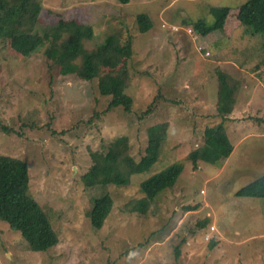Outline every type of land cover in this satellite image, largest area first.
Listing matches in <instances>:
<instances>
[{"label":"rangeland","instance_id":"1","mask_svg":"<svg viewBox=\"0 0 264 264\" xmlns=\"http://www.w3.org/2000/svg\"><path fill=\"white\" fill-rule=\"evenodd\" d=\"M248 1L0 0V122L17 133H0V156L28 164L29 194L57 240L33 252L0 220V264H264V198L238 195L264 175V36L238 21ZM225 7L217 29L193 32L194 23L216 26L213 12ZM61 20L91 30L83 56L57 65L45 47L29 57L12 50L10 37H41ZM108 41L120 55L105 60ZM89 57L99 62L92 80L78 74ZM216 70L238 88L226 124L234 150L221 165L200 162L194 171L189 154L221 123ZM114 88L131 102L108 111ZM164 123L158 161L129 186H109L114 207L94 231L98 192L81 180L91 152L127 136L140 161L148 129ZM177 162L184 170L176 185L147 215L130 212L145 196L141 182Z\"/></svg>","mask_w":264,"mask_h":264},{"label":"trees","instance_id":"2","mask_svg":"<svg viewBox=\"0 0 264 264\" xmlns=\"http://www.w3.org/2000/svg\"><path fill=\"white\" fill-rule=\"evenodd\" d=\"M117 1L120 4L131 2V0ZM219 11L224 14L217 17L219 15L216 12ZM228 13V7L215 9L213 15L217 18L216 26L207 28L204 23H194L191 25L193 32L199 35L205 28L208 31L217 29V24L219 22L221 24ZM238 21L242 26L251 29L254 34L264 36V0H250L245 3L240 9ZM91 37V30L78 24L77 21L61 20L55 25L44 27L41 37L12 36L8 42L12 50L23 57H29L45 47L44 53L47 59L54 64L61 65L83 56L84 43ZM102 52L106 57L105 60L108 57L120 55V50L113 41H108ZM98 68L99 62L89 57L78 68V74L82 78L92 80L97 75ZM216 75L219 80L216 113L221 123L205 129L203 144L189 154L188 160L192 163L194 171L198 170L200 162L221 165L234 150L226 131V124L231 121L229 117L234 111L238 88L230 85L228 75L223 71L216 70ZM112 93L113 97L109 102L108 111L131 102L130 99L122 96L119 88H114ZM168 132L169 125L165 123L148 129V143L145 155L140 161L132 156L130 138L127 136L119 137L109 143L105 151L91 152L92 165L81 180L86 189L98 192L91 198L90 216L91 227L94 231H100L112 213L114 200L109 192V186H129L133 176L150 171L158 161L164 143L168 140ZM0 133L7 136L17 134L1 122ZM183 170V164L177 162L142 181L141 189L145 196L139 200H133L128 206L129 211L143 216L147 215L161 195L176 185ZM29 192L28 164L20 159L1 155L0 220L6 222L13 231H17L33 252H43L54 246L57 240L46 215ZM238 195L264 198V175L239 190Z\"/></svg>","mask_w":264,"mask_h":264},{"label":"built area","instance_id":"3","mask_svg":"<svg viewBox=\"0 0 264 264\" xmlns=\"http://www.w3.org/2000/svg\"><path fill=\"white\" fill-rule=\"evenodd\" d=\"M175 30L177 31V29H173V31L175 32ZM179 31V30H178ZM191 32V31H190ZM203 49H200V52H202ZM207 56H210L209 54H206Z\"/></svg>","mask_w":264,"mask_h":264},{"label":"crops","instance_id":"4","mask_svg":"<svg viewBox=\"0 0 264 264\" xmlns=\"http://www.w3.org/2000/svg\"><path fill=\"white\" fill-rule=\"evenodd\" d=\"M232 118H230V120H231Z\"/></svg>","mask_w":264,"mask_h":264}]
</instances>
